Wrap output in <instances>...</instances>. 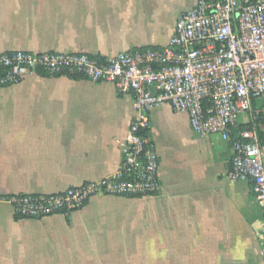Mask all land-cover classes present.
Instances as JSON below:
<instances>
[{"label":"crops","instance_id":"crops-1","mask_svg":"<svg viewBox=\"0 0 264 264\" xmlns=\"http://www.w3.org/2000/svg\"><path fill=\"white\" fill-rule=\"evenodd\" d=\"M195 0H0V52L112 56L168 45ZM135 112L110 82L26 76L0 86V195L58 193L113 175ZM156 198L96 195L68 216L17 218L0 202V264H264L248 180L230 144L168 104L148 112Z\"/></svg>","mask_w":264,"mask_h":264},{"label":"built area","instance_id":"built-area-1","mask_svg":"<svg viewBox=\"0 0 264 264\" xmlns=\"http://www.w3.org/2000/svg\"><path fill=\"white\" fill-rule=\"evenodd\" d=\"M31 74L110 82L120 97L131 100L135 115L118 140L121 161L113 175L58 193L0 195L15 217L68 216L96 195L156 198L159 157L148 112L168 104L187 114L195 133L229 142L228 177L252 184L262 214L258 242L264 254V0H195L177 17L164 47L112 56L0 52V86Z\"/></svg>","mask_w":264,"mask_h":264},{"label":"trees","instance_id":"trees-1","mask_svg":"<svg viewBox=\"0 0 264 264\" xmlns=\"http://www.w3.org/2000/svg\"><path fill=\"white\" fill-rule=\"evenodd\" d=\"M243 128H244L243 126H240V127L238 128V131L241 130V129H243ZM235 134H236V131L233 132V136H235Z\"/></svg>","mask_w":264,"mask_h":264}]
</instances>
